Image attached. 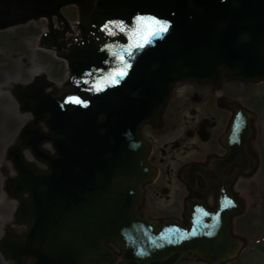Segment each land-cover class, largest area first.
<instances>
[{"label":"water","instance_id":"95a60500","mask_svg":"<svg viewBox=\"0 0 264 264\" xmlns=\"http://www.w3.org/2000/svg\"><path fill=\"white\" fill-rule=\"evenodd\" d=\"M68 5L77 7L79 33L63 52L60 38L71 29L60 9ZM53 17L62 29L53 28ZM39 18L48 23L38 46L65 59L68 76L61 89L43 74L15 93L31 119L7 151L14 174L4 191L16 203V227L4 228L3 259L177 264L196 257L223 264L236 258L243 242L231 232L234 213L224 195L215 212L202 209L184 227L147 217L143 187L152 171L140 131L158 119L181 80L264 79V0H0V30ZM157 21L166 31L149 36Z\"/></svg>","mask_w":264,"mask_h":264},{"label":"flooded vegetation","instance_id":"af4514ba","mask_svg":"<svg viewBox=\"0 0 264 264\" xmlns=\"http://www.w3.org/2000/svg\"><path fill=\"white\" fill-rule=\"evenodd\" d=\"M241 108L246 120L234 127ZM141 134L154 172L144 186L143 209L149 218L186 225L187 217L202 205L216 210L217 196L226 194L244 210L233 218V232H246L240 221L252 213L256 177L263 171L264 81L183 80L175 84L159 119L143 126ZM252 162L257 164L251 175ZM178 264L211 263L193 257Z\"/></svg>","mask_w":264,"mask_h":264},{"label":"rangeland","instance_id":"374dc122","mask_svg":"<svg viewBox=\"0 0 264 264\" xmlns=\"http://www.w3.org/2000/svg\"><path fill=\"white\" fill-rule=\"evenodd\" d=\"M61 11L71 25H74L77 21L76 8L69 6ZM46 24L45 19H39L0 31V88L11 100L12 113L11 119L0 127V137L2 132L7 133L5 140L0 142V238L15 208V203L8 199L4 191V164H9L7 151L19 142L20 129L30 120L29 114L20 109L21 105L15 93L42 74L57 85L66 78L64 61L57 58L53 51L38 47V38L46 30ZM29 71L35 73L29 76ZM8 173L12 174L9 169ZM260 174V177H256L258 183L250 200L252 213L240 221L246 231L241 235L246 237L247 245L240 256L228 264H264V160ZM0 264H6L1 253Z\"/></svg>","mask_w":264,"mask_h":264},{"label":"bare ground","instance_id":"6f19581e","mask_svg":"<svg viewBox=\"0 0 264 264\" xmlns=\"http://www.w3.org/2000/svg\"><path fill=\"white\" fill-rule=\"evenodd\" d=\"M34 73H35V71H29L28 72L29 76H32ZM10 104H11V100L8 98V96L0 88V127L1 128L4 125V122L7 120H10L12 117ZM1 134H2V136L0 137V142L5 140L7 133L2 132ZM4 166H5V169L8 171L9 164L5 163ZM1 233H2V231H1Z\"/></svg>","mask_w":264,"mask_h":264},{"label":"snow or ice","instance_id":"6c2138e0","mask_svg":"<svg viewBox=\"0 0 264 264\" xmlns=\"http://www.w3.org/2000/svg\"><path fill=\"white\" fill-rule=\"evenodd\" d=\"M158 25H160V27H158L157 29H155L153 32H150L148 35H158L160 32L166 31V24H161V22L157 21L156 22ZM138 46H142V45H138ZM122 75V74H121ZM80 103H83L82 101H78Z\"/></svg>","mask_w":264,"mask_h":264}]
</instances>
